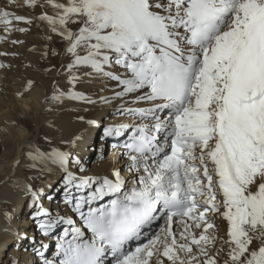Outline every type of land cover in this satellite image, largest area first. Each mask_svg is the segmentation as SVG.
<instances>
[{
    "label": "snow or ice",
    "instance_id": "snow-or-ice-1",
    "mask_svg": "<svg viewBox=\"0 0 264 264\" xmlns=\"http://www.w3.org/2000/svg\"><path fill=\"white\" fill-rule=\"evenodd\" d=\"M25 4L50 7L52 14L33 18L0 8L6 32L14 22L35 20L67 43L70 60L62 67L69 87L54 82L46 103L119 101L116 112L134 121L104 127L105 138L127 134L111 145L127 163L107 174H78L89 171L72 151L80 134L62 141L65 148L21 147L8 179L31 197V219L43 237L51 239L63 226L54 260L44 256L47 243L33 249L41 264H106L109 256L107 264H220L222 253L223 264H264V0ZM52 55L59 53L53 49ZM94 79L115 82L107 89L112 95L96 100L77 90ZM77 119L100 127L97 120ZM21 160L39 174L29 179H41V187L16 178ZM46 175L60 177L62 203L71 214L44 207L43 199H54L45 194L53 184L42 179ZM216 220L226 223L223 237ZM154 225L158 230L151 231ZM144 237L147 243H139ZM15 238L27 237L17 232Z\"/></svg>",
    "mask_w": 264,
    "mask_h": 264
},
{
    "label": "bare ground",
    "instance_id": "bare-ground-1",
    "mask_svg": "<svg viewBox=\"0 0 264 264\" xmlns=\"http://www.w3.org/2000/svg\"><path fill=\"white\" fill-rule=\"evenodd\" d=\"M65 2V0H59ZM38 3H45V0H38ZM8 7L9 11L15 12L18 15L26 17H37L40 14L47 12L52 14L50 7L45 8H29L25 4V0H15L12 5L8 4V0H0V8ZM29 28L30 30L24 33L16 31V28ZM74 27V26H73ZM46 36H52V40L44 39ZM0 52L6 55L0 56V64L8 65L9 67L0 68V149L1 158L4 159L5 154L13 153L14 160L4 169V165L0 166V264H41L40 257L33 250L35 247H40L41 243H47L48 249L44 250V256L48 260L55 259L56 247L52 248L51 240L43 237L39 231L36 223H32L31 216L34 208L30 207L31 197L13 187L12 181L8 179L12 171L14 162L21 157L20 149L22 146L35 142L42 150H48L42 143V138L48 137L52 144L50 146H57L65 148L61 143L72 139L75 135H82V140L78 143L77 147L72 151L83 160L86 168L89 169L87 173H78L79 175H102L110 173L113 167H123L127 160L117 159L113 153L115 150L111 148L110 157L101 161L99 159L101 154L106 151V143H123L127 139V134L122 137H108L103 135L104 127L118 124V123H134L132 119L121 116L116 112L119 106V101L111 104L103 105H87L76 102L65 103L62 106L49 105L46 103L47 97L52 91L54 82L60 84L59 79L65 74L62 65H67L70 58L64 55V50H58L57 40L61 39L53 35L47 28L46 24L37 23L35 20L32 25H26L22 22H14L13 30L6 32L3 26H0ZM23 41V43L13 44L12 41ZM64 45L66 42L62 41ZM49 51V59H53L52 50L54 49L59 53L58 62L59 66L53 71L45 72L46 59L43 55L45 48ZM33 49V50H30ZM59 73L58 74V71ZM65 77V76H64ZM67 78V76H66ZM87 80V78H85ZM33 81L32 88L29 91H24L27 82ZM64 80V79H63ZM115 82L105 81L103 79H94L90 83L82 82L77 85V90L86 94L92 95L93 99L99 100L101 96H111L112 92L108 88L114 86ZM60 86V85H59ZM23 92V95L17 93ZM51 106L52 112H47L45 109ZM146 107L147 105H140ZM89 109L84 111V109ZM71 109H75L74 111ZM25 110L34 114V129L29 134H26L24 129H16L20 127L21 121L18 122L19 115ZM112 112V115H103ZM83 116L87 119L97 120L100 127H89L85 123L80 122L77 118ZM25 118V117H24ZM131 122V123H130ZM49 124L52 126L49 127ZM10 126L14 127L13 131L8 130ZM39 134L36 135V132ZM5 142H10L5 143ZM47 144V143H46ZM99 147V152L94 153L92 148ZM49 146V145H48ZM97 149V148H96ZM66 150V149H65ZM10 156V158H12ZM115 159H110V158ZM4 162V160H3ZM26 160H21L20 166L16 169V178L26 181L33 185L34 188H39L42 184L37 180H30V176L39 175L35 171L26 169ZM75 171V169H73ZM127 176V173H125ZM42 179L51 180L53 184L51 187H45V194L52 195L54 199L49 201L43 199L44 207L52 210L53 212L59 211L61 214H71L70 210L62 203L63 192L59 190L60 177L57 175H46ZM55 184H58L55 186ZM5 213L9 214L12 219L9 221ZM215 223L219 226V235L224 236L226 231V223L222 220H216ZM35 226L37 228L34 229ZM177 226L174 225V228ZM156 226H153L154 230ZM11 229V231H6ZM151 230V231H152ZM148 231V230H146ZM20 233L26 239H16L15 233ZM57 235H63V229L56 231ZM54 236V235H53ZM55 236V237H56ZM55 239V238H54ZM137 243V242H133ZM132 243V244H133ZM139 243H147L146 237L142 238ZM132 244L130 247L133 249ZM10 246L11 248H8ZM219 247V244H217ZM226 254H221L218 259L220 264H223L226 259ZM155 257H153V260Z\"/></svg>",
    "mask_w": 264,
    "mask_h": 264
},
{
    "label": "rangeland",
    "instance_id": "rangeland-1",
    "mask_svg": "<svg viewBox=\"0 0 264 264\" xmlns=\"http://www.w3.org/2000/svg\"><path fill=\"white\" fill-rule=\"evenodd\" d=\"M57 44H58V50L60 51L62 48L63 49H65L66 47H67V45H64V43L62 42V40L61 39H58L57 40ZM50 57H49V55H48V57H47V59H46V64H47V66H46V69H49V68H52V66L53 65H55V68L56 67H58L59 66V62H58V59H59V57H58V55H56V56H53V59L52 60H50L49 59ZM69 58V57H68ZM70 60V59H69ZM69 60H68V62L67 63H69ZM53 70H55V69H53ZM52 70V71H53ZM51 72V71H50ZM65 76V77H64ZM66 76H67V74H66V72H65V74L63 75V77L61 78V79H59V85H60V87L61 88H63V89H67L69 86H68V84L66 83ZM64 79V80H63ZM108 113H106V114H104L103 115V119L104 120H102V121H105V116H107L108 115V118H109V116H111L112 115V112H110V111H107ZM25 117V118H24ZM21 121V124H20V127L19 126H17L16 127V129H19V128H23L24 129V131H25V133L26 134H29L30 132H32L35 128H34V114H32L30 111H28V110H25V112L23 113H21L20 115H19V119H18V122H20ZM131 123V122H130ZM8 130H10V131H13L14 130V127L13 126H10L9 127V129ZM36 130V129H35ZM35 130L33 131V134L35 133ZM37 134H39V132L37 131L36 132V135ZM39 138H42V143H43V145L44 146H46V147H48L47 149H49V147H50V145L45 141V137H39ZM48 138V137H47ZM5 143H9V144H12V143H10V142H5ZM47 143V144H46ZM49 145V146H48ZM106 151L104 152V157H105V159H107L109 156H110V153H111V142H108V143H106ZM97 148V149H96ZM92 150H93V155H95L94 153H97V152H99L98 150H99V147L96 145V146H94L93 148H92ZM13 155V153H11V154H5L4 155V159H2L1 158V149H0V166H3L4 165V169H6L7 168V166H9L11 163H12V161L14 160V155ZM10 156H12V158H10ZM3 160H4V162H3ZM86 160V158H84L82 161H85ZM1 168V167H0ZM38 181H39V183L40 184H42V180L41 179H38ZM58 184H55V186H57ZM32 223H34L33 222V220H32ZM160 224L162 225L163 224V221H161L160 222ZM34 227V229H36V232H37V228L35 227V226H33ZM156 230H158L157 228H155L154 230H152V231H156ZM146 239H147V237H146ZM51 240V239H50ZM54 240H51L50 241V244L52 243V248H55L56 247V244H57V242L56 243H54L53 242ZM136 245V243H133L132 244V246L134 247ZM8 248H11L10 246H8ZM108 261H111V260H108ZM6 264H9V262L7 261L6 262ZM106 264H107V261H106Z\"/></svg>",
    "mask_w": 264,
    "mask_h": 264
}]
</instances>
